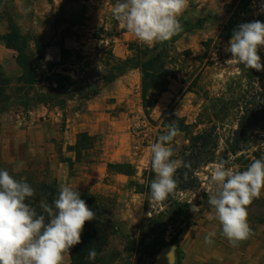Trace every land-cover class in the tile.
I'll return each instance as SVG.
<instances>
[{
  "label": "rangeland",
  "instance_id": "rangeland-1",
  "mask_svg": "<svg viewBox=\"0 0 264 264\" xmlns=\"http://www.w3.org/2000/svg\"><path fill=\"white\" fill-rule=\"evenodd\" d=\"M116 3L117 0H0V35L7 34L12 24L21 36L36 38L44 45L47 61H60L63 46L70 53L80 55L71 57L78 64L67 63L66 67L84 80L91 78L92 82H99L98 76L108 69L107 54L113 44L109 41L103 45L97 40L124 30L119 28L112 13ZM238 3L239 0H188L184 11L187 16H183L186 22L202 20L193 18L201 6L200 10L207 15L204 21L210 24L200 32L182 36L173 46L175 80L182 85L180 93L183 90L184 94L189 93V99L181 102L183 96L174 98L170 110L154 111V105L147 118L140 86L124 95L125 90L119 85L102 91L88 102L76 94L64 109L35 107L29 114L16 108L0 114V169L16 179L31 178L36 183L54 181L58 190L61 184H67L79 193L93 196L116 224L117 232H109L98 264H152L165 246L174 248V264H264V189L247 208L252 235L237 246L220 234L219 222L212 218L213 209L204 191L212 165L220 159L230 158V166L243 171L254 159L264 157V133L241 153L228 152L227 142L235 129L236 112L232 105L224 109L217 101L231 98L227 85L239 75L237 66L225 64L231 53L224 50L229 43L217 41L220 31L217 20L226 21ZM263 14L264 0H252V18ZM206 41H211L207 51L203 47ZM157 44L160 47L162 43ZM261 49L264 51V47ZM15 57L16 52L0 41V67L12 79L21 74ZM68 72L76 81L75 72ZM176 106L175 116L185 117L187 124L194 126L193 132L214 125L218 136L213 160L196 171L198 188L177 195L188 206L193 223L181 239H174L179 225L172 224L166 215L160 216L165 210L160 202L142 193L144 172L150 167V147L165 115L174 112ZM80 133L95 139L87 144L81 160L76 162L69 148ZM183 138V134L178 135L174 154L186 144ZM172 159L182 160L175 156ZM108 164H130L134 175L128 178L107 171ZM146 200L148 205L144 207ZM192 205H198L199 211L193 213ZM160 221L163 225L155 229ZM212 231L217 233L214 243L206 244L205 236ZM65 263H69L68 255Z\"/></svg>",
  "mask_w": 264,
  "mask_h": 264
},
{
  "label": "trees",
  "instance_id": "trees-1",
  "mask_svg": "<svg viewBox=\"0 0 264 264\" xmlns=\"http://www.w3.org/2000/svg\"><path fill=\"white\" fill-rule=\"evenodd\" d=\"M252 0H239L238 6L229 14L225 23L220 27L217 41L229 43L234 30L242 23H249L256 20L264 22V14L252 18ZM204 21L197 23L183 22V31L172 37L170 41L164 42L159 47L155 44L148 47L139 42L127 44L129 55L124 59H118L109 52L106 66L108 69L103 75H99L98 81L85 80L80 74L66 67L78 64L71 57H79L77 53H70L63 46L60 49V61H47L44 55V45L38 39H29L20 35L18 29L10 24L8 33L0 35V41L9 50L16 52L15 62L21 74L12 79L7 76L0 67V114L6 113L16 108H22L24 112L30 109L43 106L45 108L64 109L67 101L76 94H81L86 102L100 95L107 86L115 82L120 77L130 71L138 70L140 73V94L144 114L149 118V111L156 103V96L167 91L169 82L176 79V73L172 68V50L174 43L184 35L191 34L203 27ZM211 41L203 43L207 51ZM262 48V47H261ZM258 50L261 63L264 64V51ZM226 53L223 51V55ZM231 56V54H230ZM68 57V60L63 59ZM238 77L231 80L227 85V90L231 93V98L227 101L218 99L223 106L233 107L236 112L235 129L231 132V137L227 142L228 152L232 155L241 153L250 147L261 134L264 133V71L247 69L243 65L237 66ZM67 70L75 72L77 80L74 81L67 74L60 71ZM13 81L16 82L14 86ZM47 85L48 88H42ZM85 87V88H84ZM217 115V114H216ZM217 117V116H216ZM175 121L180 129V134L184 135L183 142L186 143L182 149L173 157H181V162L189 167H179L175 173L177 188L173 195L165 201L160 202L165 210L160 212V216H165L172 224L179 225L177 235L174 239H181L185 236L189 228L193 225L188 206L177 198L179 193L196 190L199 180L196 171L202 166L211 163L217 149L218 136L216 126L211 125L200 132H193V125H188L185 117H177L169 111L158 130L155 142L160 135L167 131V126ZM178 137V136H177ZM171 143L175 152L176 140ZM95 137L87 133H80L76 136V141L69 148L74 153L75 161L81 160L82 152L87 148V144L93 143ZM68 162L71 159H67ZM107 171L133 177L134 171L130 164H108ZM185 176L187 178H185ZM155 178V173L151 169L144 172L145 186L142 193L151 196L150 183ZM34 189V197L27 200L37 212L40 213L41 202L51 204L58 194L56 182L42 181L33 182L31 178L26 180ZM132 185V182H130ZM88 207L96 213V219L85 223L81 234V243L70 249L68 264H98L104 246L108 240L109 232H117L116 224L108 217L106 210L90 195L80 193ZM148 201L144 202V207ZM163 223L157 222L159 229ZM95 249L97 256L95 260L88 259L90 249Z\"/></svg>",
  "mask_w": 264,
  "mask_h": 264
},
{
  "label": "clouds",
  "instance_id": "clouds-1",
  "mask_svg": "<svg viewBox=\"0 0 264 264\" xmlns=\"http://www.w3.org/2000/svg\"><path fill=\"white\" fill-rule=\"evenodd\" d=\"M187 7L188 0H117L112 13L120 29L152 47L183 31L179 17ZM261 47H264V22L242 23L224 49L231 53L225 64L264 71L258 54ZM178 135L180 129L173 121L150 147V164L155 173L150 190L154 202H163L173 195L177 169L189 167L172 159L174 152L170 145ZM230 165V158L212 165L204 191L213 209L212 218L219 222L220 234L237 246L252 235L247 208L264 189V157L254 159L243 171ZM34 195L35 189L25 179H16L0 169V264H65L70 249L81 243L85 223L96 219V213L80 198V193L67 184L59 186L51 204L41 202L40 213L27 202ZM191 211H199V206L192 205ZM216 234L210 232L204 242L214 243ZM96 256L95 249H90L88 259L95 260Z\"/></svg>",
  "mask_w": 264,
  "mask_h": 264
},
{
  "label": "crops",
  "instance_id": "crops-1",
  "mask_svg": "<svg viewBox=\"0 0 264 264\" xmlns=\"http://www.w3.org/2000/svg\"><path fill=\"white\" fill-rule=\"evenodd\" d=\"M200 9H201V6H198L196 15H193V18L194 19H202L204 21V19L207 18V15L205 13H203ZM183 16H187V14L185 12H183V14L179 17L181 24L183 22L187 21V18L184 19ZM199 17H202V18H199ZM217 21H219V23H220L219 27H221V25L223 23H225L227 20L220 22L221 19L220 20L218 19ZM188 22L193 23L192 20H188ZM207 24H210V23H206L204 21L203 27L199 30L194 31V32L202 31L204 29V26ZM187 35H189V34H187ZM184 36H186V35H184ZM104 38H105L104 40L101 39V40H97V41L103 45H106L110 41L113 44L111 46V52L114 55V57H116L118 59H124L129 55V52L127 50V44L133 43V42H139L134 37V35L131 34L130 32H128L126 29L120 30V31L116 30V32H114L113 34H110V35L106 34L104 36ZM139 43H141V42H139ZM119 85H122V87L124 88V90H125L124 95H128L129 93H131L132 88L138 89L140 86V73H139V71L133 70V71L128 72L127 74H125L124 76L120 77L115 82H113L112 84L107 86L105 89H103V91L106 89H108L109 91L113 90L116 87H118ZM181 88H182V85L179 82H177L175 79L171 80L169 85H168V90L166 92L158 94L156 96V103H155V107L153 110L155 111L158 109V111H161V112L164 109L170 110L169 106L173 102L174 98H180L183 96L181 99V102H184L185 100L189 99V93L184 94V90L181 91V93H180ZM38 107H43V106H38ZM177 109H178V107L176 106L174 108V112H173L174 115H175ZM32 113L33 112L29 111V114H32ZM75 141H76V137H75ZM65 264H68V263H65Z\"/></svg>",
  "mask_w": 264,
  "mask_h": 264
},
{
  "label": "water",
  "instance_id": "water-1",
  "mask_svg": "<svg viewBox=\"0 0 264 264\" xmlns=\"http://www.w3.org/2000/svg\"><path fill=\"white\" fill-rule=\"evenodd\" d=\"M61 72L63 74H69L67 70H61ZM174 262H175L174 248L170 246H165L155 256L152 264H174Z\"/></svg>",
  "mask_w": 264,
  "mask_h": 264
}]
</instances>
